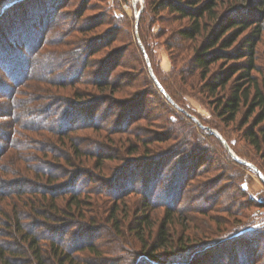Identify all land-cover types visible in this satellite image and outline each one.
<instances>
[{
    "label": "rangeland",
    "instance_id": "374dc122",
    "mask_svg": "<svg viewBox=\"0 0 264 264\" xmlns=\"http://www.w3.org/2000/svg\"><path fill=\"white\" fill-rule=\"evenodd\" d=\"M174 1L188 6L186 0ZM202 1L213 2L214 13L201 19L204 31L195 41L178 34L192 26V18L162 9L145 13L144 45L139 27L147 0H0V191L11 182L33 181L24 199L13 201L11 192L0 200L1 209L11 212L15 204H29L34 190L41 204V193L59 187L58 213L73 221L64 239L76 247L93 243L99 248L98 257L78 251L75 256L83 264H145L154 247L159 260L185 257V262L164 264H252L254 256V264H264V238L247 234H264V183L202 128L223 129L230 144L220 135L233 152L264 172V142L257 149L246 137L249 129L264 127V122L256 125L260 110L248 117L243 107L236 121H226L219 115V101L225 103L232 88L211 98L203 70L192 69L198 50L208 46L226 18L254 16L255 0ZM255 52L252 74L264 90L263 35ZM145 53L179 105L157 88ZM244 61L214 63L206 82L224 65ZM109 78L115 84L108 89L92 84ZM76 175L81 184L74 182ZM50 176L56 179L51 185ZM105 181L116 190H107ZM75 190L85 191L82 207L67 215ZM169 210L172 217L165 221ZM31 215L28 208L21 219L45 235L43 244L61 238L42 227L46 219L30 221ZM144 216L150 223L140 225ZM7 220L0 214V240L11 250L17 247ZM164 224L168 248L157 243Z\"/></svg>",
    "mask_w": 264,
    "mask_h": 264
},
{
    "label": "trees",
    "instance_id": "16d2710c",
    "mask_svg": "<svg viewBox=\"0 0 264 264\" xmlns=\"http://www.w3.org/2000/svg\"><path fill=\"white\" fill-rule=\"evenodd\" d=\"M184 1V0H183ZM188 1V6L184 7L181 5V3H178L174 0H167L162 1L160 4L154 0H147L149 7L147 9H144L140 16V30H141V41L144 45H147L146 40V32L144 31L145 24H146V12H159L164 10H169L172 14H181L184 18H192L193 24L190 28H186L181 30L178 34L181 38H183L185 41H195L197 37L202 35L204 29L202 26L201 19L204 18L205 14H212L214 13V7L213 2H203L202 0H186ZM143 0H136V4L142 3ZM251 12L255 17H246V16H239V13H237L238 16H235L236 14H233L226 18L225 23H221L217 31H215V34L210 37L208 40V46L203 47L202 49L198 50L197 54L195 55V58L192 61V69H195L196 71H202V75L204 77L203 85L205 89L209 92V95L211 98L216 97V95L219 92H222L224 90H227L229 87L231 89L230 96L226 99V102L223 103L222 100L219 101L221 107V113L219 114L221 117L225 118L228 122H234L236 121L238 115L243 110V107L248 108V117L255 114L256 111L260 110L257 114V120L256 125L261 124L264 122V90L259 86L257 78L253 76V71H257V65L255 63V48L257 45V40L260 39V37L264 36V0H255L254 6L251 8ZM252 28V31L246 36V39L244 40L242 45L236 46V43L238 39L249 29ZM232 33V34H231ZM215 47V56L211 55L210 58L207 56V54L210 52L211 49H214ZM218 48V50H216ZM234 47V48H233ZM232 51L230 52V50ZM234 58V59H233ZM245 58V61L241 65H234V66H227L224 65V69L220 71V74L215 75L209 82H206V77L208 73L210 72V67L215 63H219L224 61L231 62L233 60H242ZM226 67V68H225ZM154 68V67H153ZM197 73V72H196ZM155 75L157 76V79L159 80L160 84L164 88L167 94L171 97L173 102L177 103V105L180 104L179 100L177 99V96L171 86H167L162 79L160 78L159 74L155 70ZM195 77L196 74H195ZM182 75H179V79L181 80ZM93 81V80H92ZM234 81V82H233ZM156 83V82H155ZM233 83V84H232ZM93 86L100 89H108L110 86H112L114 83V80L109 78L108 82H99L98 80H94L92 82ZM157 86V84H156ZM157 88H159L157 86ZM216 99V98H215ZM218 107V109H219ZM193 116V115H192ZM194 117V116H193ZM189 119H193L192 117H188ZM247 119V118H246ZM246 121V120H245ZM204 124V123H202ZM206 127V126H205ZM203 126L202 128L205 129ZM220 134L227 140V142L230 144V140L228 136L225 134L223 129H218ZM260 132H255L254 129H249L247 131L246 137L249 139L251 145H253L255 148L260 149V145L262 142H264V127H262ZM58 134L62 135V133L57 132ZM64 139V138H63ZM231 146V145H230ZM75 147V146H73ZM75 150L79 151L77 147H75ZM136 150V149H135ZM136 153L134 152V148L131 149V154ZM240 157H242L238 152H236ZM230 154V153H229ZM232 157V155L230 154ZM233 158V157H232ZM264 158V156H263ZM233 160L236 163H239L240 165H243L244 167H249L245 164H242L238 161H236L234 158ZM246 160V159H245ZM247 162H252L247 159ZM253 163V162H252ZM254 164V163H253ZM255 166L263 172L262 168L255 163ZM23 174L24 171L22 172ZM264 173V172H263ZM78 175L74 176L73 180L74 182H79L80 179L77 178ZM51 177V176H50ZM79 177V176H78ZM36 178V177H35ZM56 179H53V177L50 178L49 184L51 185L53 182H55ZM30 182V183H29ZM27 183L26 180L24 181H17V182H11V186L9 188L2 189L0 191V200L3 202L6 201L5 199L9 195H11V192H14V195L12 200H18L19 196L20 198L24 199V195L22 193H25L26 189H29L31 191L32 187H28L30 184L33 186V181H29ZM82 183V181H81ZM80 183V184H81ZM29 184V185H27ZM70 184V183H69ZM68 184V186H69ZM103 184L106 186L107 190L115 189L116 187L112 188L111 183H107V181L103 182ZM78 185L75 187L78 189ZM50 186V189L47 190V193H41V198L39 202L41 204H36V200H38L35 195H37L38 191L34 190L32 193H35V195H30L29 204H26L21 206L19 208L17 204H15L12 207L11 212H5V209L0 208V214L6 216L9 218L7 220V225L10 230L13 231L14 238H12V242L15 241V245L17 248H13L10 250V246L6 243H2L0 240V264H83L80 261H77V258L75 255L78 253V251H89L91 253H94L98 256L99 255V248L98 246L94 245L93 243H89L87 245H82L80 247H76L77 244L70 245V242L66 241L64 239L65 233H67L70 228L73 221L68 222L67 216H60L58 211V204H57V194L56 189ZM71 192V196H69V201L67 203V207L64 212H66L67 215H69V211H72V208L74 209H80L82 207V201L80 200L81 195L84 194L85 191H78L75 190V194ZM3 193H7V195H2ZM9 193V194H8ZM107 193V192H106ZM112 194L110 193V196ZM112 197V196H111ZM25 202L27 200H24ZM146 207H148V204H146ZM30 208V213L32 219H29L30 221L41 220L46 219L48 221L44 225L41 224V222H36L37 225H42V227L46 228L47 230L51 231L52 233H55L54 235H61V238H58L57 240L53 237V240L50 239L47 243L43 244V241L45 240V235L36 232V225L27 224L25 225L21 219L23 216V212L25 213V210H28ZM61 210V209H60ZM28 213V211H26ZM27 217V215H26ZM172 217L171 210L167 212L166 220L170 219ZM30 218V217H28ZM145 221V222H143ZM143 221L141 224H149L150 218L148 216H144ZM55 222V223H53ZM71 223V225L69 224ZM139 225V227H140ZM258 231V230H257ZM252 231L247 234L252 235L250 238H256L260 240L264 238V234L262 233L263 230L257 232ZM167 224H164L159 232L158 235V245L160 247H166L168 248L169 243V234H168ZM53 235V236H54ZM250 241V240H249ZM9 243V242H7ZM162 245V246H161ZM253 252L255 246H258L257 242L253 245ZM199 250V249H198ZM147 252V250H146ZM145 252V253H146ZM156 254V248H152V251L148 253L147 259L143 260L145 264H164V263H176V262H185V257L181 256L178 259H173L171 261L166 260H159L158 257L155 256ZM96 257V258H97ZM145 258V257H144ZM255 258V256L253 257ZM252 257L249 258V260L254 264V260ZM187 258L186 260H188ZM258 259V258H257ZM256 259V260H257ZM255 260V261H256ZM264 262V257L260 261V263ZM259 262H256V264ZM84 264H92V263H84ZM94 264V263H93Z\"/></svg>",
    "mask_w": 264,
    "mask_h": 264
},
{
    "label": "water",
    "instance_id": "95a60500",
    "mask_svg": "<svg viewBox=\"0 0 264 264\" xmlns=\"http://www.w3.org/2000/svg\"><path fill=\"white\" fill-rule=\"evenodd\" d=\"M138 18H139V17H138ZM145 57H146V60H147V62H148V66H149L150 73H151L153 79L155 80L157 86L159 87V89H160L164 94H166L168 100H169L170 102L174 103L173 100L171 99V97L166 93V91L164 90V88L162 87V85L160 84V82L158 81L157 77L155 76V74H154V72H153V70H152V68H151V64H150V61H149L148 56H147L146 53H145ZM189 116L192 117L193 120H195L198 124H200L199 121H198L195 117H193V116H191V115H189ZM205 129L208 130V131H210L211 133L215 134V135H216V136L222 141V143L224 144V146L227 148V150L229 151V153L232 155V157H233L236 161H238V162H240V163H242V164H245V165L249 166L250 168L254 169V170L257 172V174H258V176L260 177V179L262 180V182L264 183V175H263V173H262L259 169H257L254 165H252L251 163L245 162L244 160H242L241 158H239V157L233 152V150L230 148V146L227 144V142L224 140V138L220 135L219 132L214 131V130H212V129H210V128H205Z\"/></svg>",
    "mask_w": 264,
    "mask_h": 264
}]
</instances>
